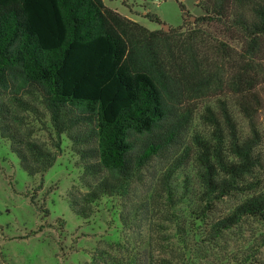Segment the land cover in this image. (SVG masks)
<instances>
[{"label":"trees","instance_id":"trees-1","mask_svg":"<svg viewBox=\"0 0 264 264\" xmlns=\"http://www.w3.org/2000/svg\"><path fill=\"white\" fill-rule=\"evenodd\" d=\"M105 1L113 0H0V134L24 171L44 175L57 161L22 135L17 110L39 113L36 103L50 116L55 149L65 138L83 161L86 192L68 198L81 219L103 197L129 195L157 157L181 149L171 161L199 169L201 219L226 197L252 193L212 226L213 239L246 220L264 227V178L255 175L264 0H203V16L193 23L184 11V26L170 31H150ZM211 25L243 41V51L202 28ZM215 97L201 115L209 135L195 133L186 145L196 102ZM235 110L249 120L250 138ZM261 248L264 234L251 249ZM149 264L171 263L151 255Z\"/></svg>","mask_w":264,"mask_h":264},{"label":"rangeland","instance_id":"rangeland-1","mask_svg":"<svg viewBox=\"0 0 264 264\" xmlns=\"http://www.w3.org/2000/svg\"><path fill=\"white\" fill-rule=\"evenodd\" d=\"M202 1L113 0L105 5L156 31L162 25L173 29L184 26L186 11L190 18L203 16ZM148 16L158 18L161 24ZM202 28L226 40L239 53L243 51V41L226 37L219 26ZM256 62L264 78V54ZM257 91L263 107L255 119L260 133L255 153L261 161L255 175L264 178V82ZM217 98L196 102L198 109L186 145L194 146L195 133L209 135L201 115ZM35 106L39 113L17 110L24 120L22 135L57 152V161L44 175L29 176L11 142L0 134V264H113L114 260L149 264L151 255L171 264H264V248L251 249L264 234L262 225L246 220L220 239H213L210 233L218 220L232 214L252 193L226 197L201 219L196 211L203 191L199 169L190 159L171 161L181 149L168 154L167 159L157 157L142 181L131 186L129 195L103 197L93 205L92 216L81 219L68 198L74 189L86 192L82 187L83 161L65 138L61 151L55 149L50 116L39 104ZM235 113L241 136L250 138L249 120L238 110Z\"/></svg>","mask_w":264,"mask_h":264},{"label":"water","instance_id":"water-1","mask_svg":"<svg viewBox=\"0 0 264 264\" xmlns=\"http://www.w3.org/2000/svg\"><path fill=\"white\" fill-rule=\"evenodd\" d=\"M187 17H188V15H187ZM190 20L192 21V22H196V20H197V18L196 17H191L190 18ZM162 28H164L166 31H170V27H168L167 25H162Z\"/></svg>","mask_w":264,"mask_h":264},{"label":"built area","instance_id":"built-area-1","mask_svg":"<svg viewBox=\"0 0 264 264\" xmlns=\"http://www.w3.org/2000/svg\"><path fill=\"white\" fill-rule=\"evenodd\" d=\"M154 2H155V3H159V2H160V0H154Z\"/></svg>","mask_w":264,"mask_h":264}]
</instances>
